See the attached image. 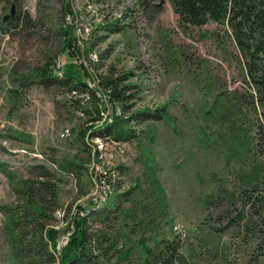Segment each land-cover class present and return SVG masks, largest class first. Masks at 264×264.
Wrapping results in <instances>:
<instances>
[{
    "label": "rangeland",
    "instance_id": "374dc122",
    "mask_svg": "<svg viewBox=\"0 0 264 264\" xmlns=\"http://www.w3.org/2000/svg\"><path fill=\"white\" fill-rule=\"evenodd\" d=\"M20 13L34 28L13 26ZM50 58L62 62V77L94 90L104 122L89 121L88 92L87 101L86 92L72 98L42 80ZM110 69L132 74L124 118L140 117L121 142L107 124L122 108L99 84ZM244 76L227 27L184 25L168 0H0V264H34L25 256L49 229L62 250L77 213L122 246L100 245L97 264H142L143 243L176 238L188 259L246 264L239 233L210 228L256 177L234 134L245 119L225 100L244 89Z\"/></svg>",
    "mask_w": 264,
    "mask_h": 264
},
{
    "label": "trees",
    "instance_id": "16d2710c",
    "mask_svg": "<svg viewBox=\"0 0 264 264\" xmlns=\"http://www.w3.org/2000/svg\"><path fill=\"white\" fill-rule=\"evenodd\" d=\"M168 1L184 25L200 27L213 22L226 26L237 48L239 61L244 68L245 86L244 89H236L227 95L225 100L229 106H235L237 109L239 123L241 116L245 119H241L242 123L234 129V134L243 142L249 160V170H252L256 177L241 186L234 202L230 201L218 215V224L210 228L217 233L237 231L239 235L235 237L238 239L239 248L243 249L241 253L246 259V264H261V259L264 258V0ZM21 24L28 29L34 28V21L28 13H20L13 26L17 28ZM60 33L64 45L70 42L71 34L67 25L61 28ZM55 62L54 58H50L49 63L40 70L39 76L42 80L57 83L67 92H88L91 98L93 97L94 112L85 110V113L93 116L89 119L91 123L102 122L103 112L99 104H95L97 97L94 90L72 77L56 82L55 79L58 78L56 73L54 75ZM110 71L111 75L101 76L99 84L108 93L114 108L119 106L124 112L114 115L112 123L107 124L109 134L113 135L115 142H121L128 132L126 126L129 120L140 117L136 113L129 119L124 118L128 108L125 102L131 97L127 95L130 86L125 85L124 81L132 74L116 76L113 69ZM154 115L159 119L163 118L160 109ZM93 128L94 126L90 127L92 130ZM99 136L103 138V135ZM72 225L74 230L62 250L57 249V232L49 229L45 231L44 236H38L35 244L30 245L37 248V252L25 258L34 259V264H55L58 254L59 264H97L99 255L96 251L100 245H106L108 251L121 252L122 246H119L118 242L106 234L99 236L93 232L86 215L77 213L72 219ZM29 247L27 249H30ZM141 247L146 257L142 264H239L237 257L230 259L229 256H214L212 259L201 254L198 258L188 259L182 254L183 242L179 238L163 240L153 248L144 243Z\"/></svg>",
    "mask_w": 264,
    "mask_h": 264
},
{
    "label": "built area",
    "instance_id": "2783aa9c",
    "mask_svg": "<svg viewBox=\"0 0 264 264\" xmlns=\"http://www.w3.org/2000/svg\"><path fill=\"white\" fill-rule=\"evenodd\" d=\"M91 57L94 60V55H91ZM62 70H63L62 69V62H60V64H55V72L56 73H62ZM78 95H79V92H76V91L70 92V97H72V98H76V97H78ZM99 96H100V93H99ZM83 97H84L85 101H87L89 99V96L87 95V93L83 94ZM81 116H84V114H81ZM67 136H69V130H64L61 133V137L64 138V137H67Z\"/></svg>",
    "mask_w": 264,
    "mask_h": 264
},
{
    "label": "bare ground",
    "instance_id": "6f19581e",
    "mask_svg": "<svg viewBox=\"0 0 264 264\" xmlns=\"http://www.w3.org/2000/svg\"><path fill=\"white\" fill-rule=\"evenodd\" d=\"M96 58H97V57H96ZM58 60H59V59H58ZM56 64H60V63L56 62ZM55 73H56V72H55ZM56 75L59 76V77H61V78H63V79L65 78V77H62V73H59V74L56 73ZM97 95L99 96V93H97ZM117 113L120 114V111H118ZM111 140H112V139H111ZM113 141H114V140H113Z\"/></svg>",
    "mask_w": 264,
    "mask_h": 264
}]
</instances>
